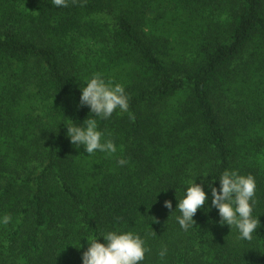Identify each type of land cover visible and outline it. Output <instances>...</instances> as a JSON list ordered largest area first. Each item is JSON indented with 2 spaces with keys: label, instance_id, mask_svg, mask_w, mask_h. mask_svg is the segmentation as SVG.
<instances>
[{
  "label": "trees",
  "instance_id": "1",
  "mask_svg": "<svg viewBox=\"0 0 264 264\" xmlns=\"http://www.w3.org/2000/svg\"><path fill=\"white\" fill-rule=\"evenodd\" d=\"M150 1L0 0V216L11 217L0 225V264H81L86 237L107 231L138 234L149 249L140 264H264V2L174 0L181 13L220 9L219 27L197 35L184 64L135 23ZM77 43L96 51L79 54ZM97 73L123 85L127 112L100 119L79 105ZM219 76L220 89L242 97L220 115ZM85 119L115 153L87 156L70 143L66 126ZM224 170L255 178L251 241L217 223L210 199L188 231L175 220L185 187L219 189L212 178Z\"/></svg>",
  "mask_w": 264,
  "mask_h": 264
},
{
  "label": "clouds",
  "instance_id": "2",
  "mask_svg": "<svg viewBox=\"0 0 264 264\" xmlns=\"http://www.w3.org/2000/svg\"><path fill=\"white\" fill-rule=\"evenodd\" d=\"M52 7H67L68 0H49ZM79 105L87 106L89 112L100 119H107L115 111H128V96L123 85L105 81L99 74L92 75L83 87H79ZM66 136L76 148L83 146L88 155L96 151L112 154L116 152V145L110 139H104V133L98 129L96 119H85L80 124L66 126ZM126 159H118L117 164H127ZM208 175V174H207ZM207 175H200L201 177ZM212 178V177H211ZM219 189L208 181L195 183L194 179L185 187L182 197L177 201L175 209L178 215L176 222L184 231L194 226L193 217L201 207H214L218 212L220 225L235 228L238 238L245 241L253 239V233L259 227L258 215L253 216L256 203V181L251 175L239 174L236 170H224L219 178ZM207 186L209 194L204 187ZM164 207L171 209L172 203L164 201ZM172 212V211H171ZM11 217L7 214L0 216V225H7ZM97 237H103V243ZM88 247L81 254V264H140L149 250L144 240L131 231H107L92 237H86ZM80 245V244H79ZM81 247V245L79 246ZM167 249L158 252L160 258L165 257Z\"/></svg>",
  "mask_w": 264,
  "mask_h": 264
},
{
  "label": "rangeland",
  "instance_id": "3",
  "mask_svg": "<svg viewBox=\"0 0 264 264\" xmlns=\"http://www.w3.org/2000/svg\"><path fill=\"white\" fill-rule=\"evenodd\" d=\"M137 9L139 14L134 22L139 24V28L147 37H159L165 41L172 62L182 61L184 64H189L194 57L197 35L205 33L207 28H210L211 32L214 26L220 24V9L214 7L213 11L207 9L181 13L176 9L174 0H152L145 7L138 6ZM100 22L107 25L105 22H110V18L99 20ZM75 51L79 54L87 51L93 54L96 47L90 46L89 43H77ZM238 92L235 87L225 86L220 89L219 76L212 91L215 111L220 115V105L221 108H226L227 105L235 107L236 105L231 104L242 99ZM34 114L40 116L41 112Z\"/></svg>",
  "mask_w": 264,
  "mask_h": 264
}]
</instances>
